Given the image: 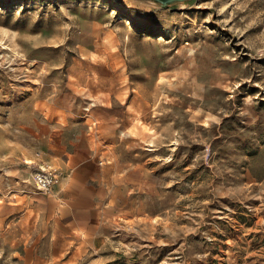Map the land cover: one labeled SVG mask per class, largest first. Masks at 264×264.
Masks as SVG:
<instances>
[{
	"label": "rangeland",
	"instance_id": "1",
	"mask_svg": "<svg viewBox=\"0 0 264 264\" xmlns=\"http://www.w3.org/2000/svg\"><path fill=\"white\" fill-rule=\"evenodd\" d=\"M89 157L131 214L29 242L16 186ZM0 264H264V0H0Z\"/></svg>",
	"mask_w": 264,
	"mask_h": 264
},
{
	"label": "crops",
	"instance_id": "2",
	"mask_svg": "<svg viewBox=\"0 0 264 264\" xmlns=\"http://www.w3.org/2000/svg\"><path fill=\"white\" fill-rule=\"evenodd\" d=\"M111 166L94 157L74 164L63 180L57 181L48 195L34 193L30 179L16 188L27 197L28 208H23L26 219L25 232L32 235V243L51 242L52 247L66 249L73 246H93L106 243L115 232V216L131 214L128 209L109 205L111 193H106L104 183ZM112 185L121 174H110ZM121 180V179H120ZM111 191V186H110ZM47 202V206L37 204ZM138 209H135L137 211Z\"/></svg>",
	"mask_w": 264,
	"mask_h": 264
},
{
	"label": "built area",
	"instance_id": "3",
	"mask_svg": "<svg viewBox=\"0 0 264 264\" xmlns=\"http://www.w3.org/2000/svg\"><path fill=\"white\" fill-rule=\"evenodd\" d=\"M34 180L38 190L48 194L54 189L58 181V174L51 169H41L35 173Z\"/></svg>",
	"mask_w": 264,
	"mask_h": 264
},
{
	"label": "water",
	"instance_id": "4",
	"mask_svg": "<svg viewBox=\"0 0 264 264\" xmlns=\"http://www.w3.org/2000/svg\"><path fill=\"white\" fill-rule=\"evenodd\" d=\"M157 1L162 7L166 8L167 6H171L178 3H183L187 0H154Z\"/></svg>",
	"mask_w": 264,
	"mask_h": 264
}]
</instances>
